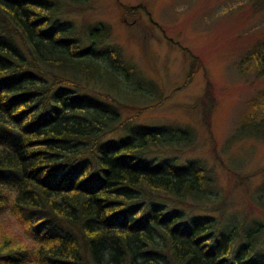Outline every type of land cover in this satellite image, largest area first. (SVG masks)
<instances>
[{"label":"trees","instance_id":"obj_1","mask_svg":"<svg viewBox=\"0 0 264 264\" xmlns=\"http://www.w3.org/2000/svg\"><path fill=\"white\" fill-rule=\"evenodd\" d=\"M86 1L0 0V226L15 224L0 227V264H264L261 222L211 213L226 200L212 169L184 155L192 129L134 122L159 100L129 103L114 87L155 82L109 24L66 16ZM251 60L264 75V37L238 63ZM242 117L264 137V88ZM258 189L264 200V175Z\"/></svg>","mask_w":264,"mask_h":264},{"label":"rangeland","instance_id":"obj_2","mask_svg":"<svg viewBox=\"0 0 264 264\" xmlns=\"http://www.w3.org/2000/svg\"><path fill=\"white\" fill-rule=\"evenodd\" d=\"M121 4H144L148 10L124 13ZM80 6L66 16L76 24L96 20L109 24L111 42L118 43L125 58L155 82V89L146 85L131 92L114 87L120 91L118 98L129 103L159 100L134 122L189 126L193 144L184 155L198 157L212 169L219 198L226 200L222 211L211 213L228 224L257 220L264 236V200L258 198L264 137L249 134L247 125L242 126V113L264 88V75L252 60L238 63L264 37V8L256 9L252 0H87ZM193 55L198 65L184 85ZM119 110L122 116L131 113ZM0 227L14 230L15 224Z\"/></svg>","mask_w":264,"mask_h":264}]
</instances>
